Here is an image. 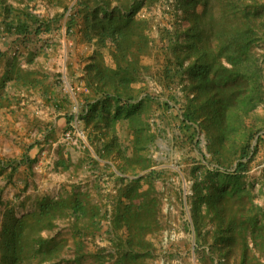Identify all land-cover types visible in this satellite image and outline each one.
Returning a JSON list of instances; mask_svg holds the SVG:
<instances>
[{
	"label": "trees",
	"instance_id": "1",
	"mask_svg": "<svg viewBox=\"0 0 264 264\" xmlns=\"http://www.w3.org/2000/svg\"><path fill=\"white\" fill-rule=\"evenodd\" d=\"M161 1L164 0H77L72 16L81 21V33L93 49L83 67L87 92L80 95L79 115L97 158L89 160L97 165L100 160L113 163L119 173L133 177L116 178L119 195L114 226L118 234L113 240V264H138L150 256L145 237L157 217L158 201L152 196L151 186L143 190V182L149 184L158 175L152 170L149 154L156 136L153 124L143 120L141 112L144 108L152 112L156 106L172 110L169 99L162 101L151 94L147 80L170 90V83L176 79L183 84L186 96L179 113L182 129L197 145L201 144L199 136H203L209 162L215 169L235 164L233 173L224 169L227 174L215 178L220 189L210 204L219 229L224 228L222 217L230 215L225 226L230 235L227 242L233 237L241 240L243 264L249 239L254 251L264 253V225L258 217L249 212L245 221L235 225L237 214L230 208L236 199L238 209H245L243 200L246 196L251 199V193L241 189L240 180L253 155L255 133L247 122H251L252 112L264 104V55L257 53L264 46V0H176L174 6L177 14L180 12L177 19L185 20L188 26L182 31L176 27L167 30L166 51L177 61H167L157 78L150 75L151 68L142 58L155 44L150 37L148 15ZM199 5L203 7L200 13L196 11ZM4 13L8 18L7 7ZM51 23L26 15L24 20L6 19L2 26L9 35L25 38L31 31L34 35L49 32ZM11 67L12 73L7 71L2 88L5 81L23 87L40 83L34 74L21 72L18 65ZM102 165L99 188V182L106 184L110 175L114 177L110 166ZM8 167L11 171L7 177L12 178L16 164L6 161H0V177ZM225 183L230 184V190H226ZM201 198H196L195 206L202 204ZM133 199H140V203L131 204ZM87 202L88 196L72 193L66 198L42 197L34 211L20 218L8 210L0 226V264L52 261L62 247L41 233L53 230L57 220H82L89 213ZM233 229L237 236L236 231L232 234Z\"/></svg>",
	"mask_w": 264,
	"mask_h": 264
},
{
	"label": "rangeland",
	"instance_id": "2",
	"mask_svg": "<svg viewBox=\"0 0 264 264\" xmlns=\"http://www.w3.org/2000/svg\"><path fill=\"white\" fill-rule=\"evenodd\" d=\"M4 1L8 9L10 8V14L9 18L2 13L0 15V74L5 68L12 71L11 65L16 64L24 74H34L40 78L41 73L50 68L52 71L48 72L53 78L52 86L58 90L59 95L69 98L63 78H66L70 85L76 86L71 80L69 70L73 68L79 73L93 54L92 47L86 43L81 33V21L72 17L77 0ZM175 1H161L150 15L147 14L151 19L150 37L152 40L162 41L152 45L148 55L142 58L143 63L150 66V75L153 77L158 78L167 61L171 60L173 63L177 61V57L166 51L167 30L173 31L176 27L182 31L188 26L185 20L177 19L180 12L177 14ZM69 10L71 12L68 15ZM202 10L201 5L197 6V12L200 13ZM26 15L52 22L51 30L39 35H34L31 31L25 38L9 35L5 31L2 26L4 20L10 18L24 20ZM64 27L65 36L71 42V45L65 46V50L61 35ZM257 53L260 56L264 55V46H261ZM47 56L52 61L46 66L43 60ZM64 56L67 61L64 60ZM178 80L170 83V90L159 89L154 80H147L151 94L159 96L162 101L169 99L173 109L162 110L163 108L156 106L152 112L146 108L141 112V118L153 124L156 139L150 147L149 154L152 170L158 173L149 184L143 182V190H148L151 186L152 196L156 198L158 205L157 217L145 237L150 245V256L138 264H242L241 240L233 237L234 241L227 242L230 235L226 234L225 226L230 215L222 217L225 220L221 223L224 228L221 226L219 229L214 215L215 209L210 204V199L213 200L212 197L220 189L218 181L214 182L215 178L233 173L235 164H225L221 169H215L209 162L211 157L206 151L203 136H199L201 144L197 145L190 139V133L182 129L179 113L185 106L186 96L182 92L183 84ZM10 86L15 90H23L16 87L15 83H11ZM247 126L252 128L255 138L251 145L253 155L246 173L241 177L240 187L243 191L251 193V199L245 195L246 198L243 200L246 204L245 209H238L239 201L236 199L230 203V208L236 212L235 215L237 214L235 225L245 221V215L249 212L258 217L264 225V104L252 112L251 122H247ZM9 168L6 171H11ZM224 169L228 172L224 173ZM142 175L146 176L145 173ZM109 177L112 178V175ZM109 180L110 182L106 184L98 183L100 188L94 186V181L91 182L92 186L86 181L87 190L84 192L89 193L87 202L89 213L86 217L79 221L57 220L53 230L41 233L43 238L52 240L62 247L57 257L43 264L114 263L116 251L113 240L118 234L114 226V210L118 204L116 197L119 192L117 179L114 184L111 183V179ZM224 185L227 191L230 190L229 183ZM198 196L202 197V204L195 206ZM130 202L136 206L140 199H133ZM220 203L224 204L223 200ZM20 204L21 202L10 204L0 191V226L8 210H12L17 218L24 215L23 206ZM35 204L37 205V202ZM235 231L232 230L233 235ZM247 253L243 264H264V253L254 251L250 239Z\"/></svg>",
	"mask_w": 264,
	"mask_h": 264
},
{
	"label": "crops",
	"instance_id": "3",
	"mask_svg": "<svg viewBox=\"0 0 264 264\" xmlns=\"http://www.w3.org/2000/svg\"><path fill=\"white\" fill-rule=\"evenodd\" d=\"M1 1L0 15H5L7 6ZM65 30V27L61 30L63 50L71 45ZM154 41L158 43L160 39ZM48 56L43 60L46 66L52 61ZM64 60L67 61L65 56ZM7 71L5 68L0 74V161L15 162L16 167L11 179L7 177L10 171L0 177L4 199L10 204L21 202L23 214H27L34 211L35 203L42 197L66 198L72 193L88 196L85 183L90 182L92 186L94 181L97 187L103 165L91 163L89 158L94 152L87 153L78 146L64 143L63 133L72 122L71 105L69 98L59 95L52 86L53 78L48 72L52 70L41 73L40 78L34 75L40 82L35 87L16 86L23 88V92L11 88L14 81H5L6 86L2 88ZM69 71L74 84L83 86V69L79 73L73 68ZM111 180L112 184L116 182L113 177Z\"/></svg>",
	"mask_w": 264,
	"mask_h": 264
},
{
	"label": "built area",
	"instance_id": "4",
	"mask_svg": "<svg viewBox=\"0 0 264 264\" xmlns=\"http://www.w3.org/2000/svg\"><path fill=\"white\" fill-rule=\"evenodd\" d=\"M71 10L68 11V15ZM63 84L66 92L69 95L70 105H71V116L72 122L70 123L67 130L63 133V141L64 143L75 145L80 147L83 150L88 149L90 152L92 151V147L90 146L87 138V132L81 127V123L79 122V115L81 110L82 101L80 95L82 92L87 90L83 86H72L68 83L66 78H63ZM203 141V138H202ZM205 144V142H203ZM94 158L95 155H93ZM97 159V158H96ZM99 161V160H98ZM101 164H105L110 166L112 172L114 173L113 178H125V179H133V177L124 176L117 171L115 166L110 162H102ZM11 170V168H9Z\"/></svg>",
	"mask_w": 264,
	"mask_h": 264
}]
</instances>
